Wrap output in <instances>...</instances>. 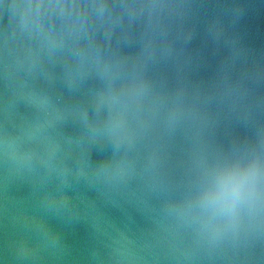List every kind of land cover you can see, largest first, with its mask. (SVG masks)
Here are the masks:
<instances>
[{"label": "water", "instance_id": "1", "mask_svg": "<svg viewBox=\"0 0 264 264\" xmlns=\"http://www.w3.org/2000/svg\"><path fill=\"white\" fill-rule=\"evenodd\" d=\"M6 139L55 145L56 171L0 163V264H264V225L204 200L264 162V0H0ZM116 162L101 222L45 199Z\"/></svg>", "mask_w": 264, "mask_h": 264}, {"label": "clouds", "instance_id": "2", "mask_svg": "<svg viewBox=\"0 0 264 264\" xmlns=\"http://www.w3.org/2000/svg\"><path fill=\"white\" fill-rule=\"evenodd\" d=\"M55 152V145L30 144L21 147L15 140L9 142L6 139L0 163L5 172L23 169L34 171L37 165H41L45 175L51 176L56 171L52 164ZM60 179L62 184L67 183L66 164L61 169ZM76 179L84 180L91 195L81 196L78 193L73 198L61 189L45 191V199L59 207H71L73 213L84 211L87 214L91 206L93 218L101 222L113 200L122 197V182H127L130 175L122 162H116L92 167L87 173L81 168L76 173ZM204 200L214 212H227L234 225H238L246 215L252 224L264 225V162L255 159L243 170L240 165L220 169L214 187Z\"/></svg>", "mask_w": 264, "mask_h": 264}]
</instances>
